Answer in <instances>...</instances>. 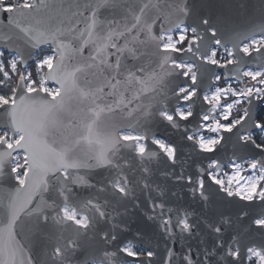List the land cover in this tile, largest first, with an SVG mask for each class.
<instances>
[{
  "label": "snow or ice",
  "instance_id": "snow-or-ice-1",
  "mask_svg": "<svg viewBox=\"0 0 264 264\" xmlns=\"http://www.w3.org/2000/svg\"><path fill=\"white\" fill-rule=\"evenodd\" d=\"M254 7L241 30L189 0H0V264H264V0ZM161 162L205 207L249 202L243 233L225 238L221 216L193 246L195 213L156 198Z\"/></svg>",
  "mask_w": 264,
  "mask_h": 264
},
{
  "label": "water",
  "instance_id": "water-1",
  "mask_svg": "<svg viewBox=\"0 0 264 264\" xmlns=\"http://www.w3.org/2000/svg\"><path fill=\"white\" fill-rule=\"evenodd\" d=\"M189 2L198 14L210 13L214 16L227 14L230 17L233 26L241 30L251 28L253 25L258 23L261 18L260 13L254 7L258 0H229L231 7L228 9H225L222 6L224 0H189ZM241 4H244L245 7H240ZM0 31H3L2 26H0ZM227 71V69L224 70V72ZM76 112L77 105L75 104V102H73L70 112L64 113L61 119L64 122H67L69 119H73V114ZM235 142L236 137L229 136L226 139V142L220 148L219 155L224 159L233 156L232 146ZM128 154L130 155V152ZM152 167L153 175L151 176V181L159 185L161 188L165 189V196L163 198L156 196L155 192H153V196H156L157 199H165L174 207L186 209L195 213V216L192 217V219L194 222H196L197 231L200 233V235L194 234L191 237H186V239L189 240L193 246H199L201 236L205 237L209 244L214 238L211 230L206 227L204 221L213 223L214 221H218L221 216L230 217L232 220V225L229 228V232L226 234L225 238H227L228 234H231L233 232L243 233L244 229L249 225V220L237 219L238 208L249 202L241 201L240 204L237 205L236 203L232 202L233 198L218 199L211 207H205L202 201L193 198L191 194L187 192L186 185L173 183L171 178H165L159 175V172L161 170H167L163 162H161L160 164H153ZM176 170L179 171V165L176 166ZM194 171L195 168L192 162L189 161L187 172L193 173ZM136 175H140L139 171H137ZM177 190H179L178 196H172L171 193ZM235 199L239 200V198ZM256 206H259L258 200L256 201ZM136 215L139 217L140 213L137 212ZM137 223L140 224L142 223V221L138 220ZM153 242L160 245V252L163 253V245L165 243L163 237L160 235L153 236Z\"/></svg>",
  "mask_w": 264,
  "mask_h": 264
},
{
  "label": "rangeland",
  "instance_id": "rangeland-1",
  "mask_svg": "<svg viewBox=\"0 0 264 264\" xmlns=\"http://www.w3.org/2000/svg\"><path fill=\"white\" fill-rule=\"evenodd\" d=\"M52 86H55V85H52ZM262 107H264V106H262ZM234 111H235V109H234ZM246 175L248 174V173H245Z\"/></svg>",
  "mask_w": 264,
  "mask_h": 264
}]
</instances>
